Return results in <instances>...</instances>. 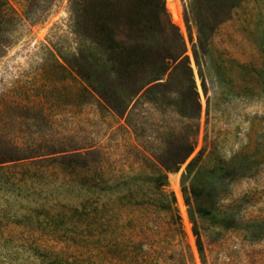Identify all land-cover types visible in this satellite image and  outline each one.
<instances>
[{
  "label": "rangeland",
  "instance_id": "1",
  "mask_svg": "<svg viewBox=\"0 0 264 264\" xmlns=\"http://www.w3.org/2000/svg\"><path fill=\"white\" fill-rule=\"evenodd\" d=\"M164 9L184 38L196 95L183 67L114 113L93 92L114 58L108 48L126 45L158 63L175 42L161 25ZM192 142V157L169 180L193 264H264V0H0V162L13 149L56 157L89 148L117 178L140 155L171 167ZM49 163L51 187L62 185V163ZM22 171L0 172L8 181L0 183V264H47L32 244L74 264H107L82 245L32 240L30 191L13 183ZM182 184L208 198L212 216L194 215ZM56 197L79 204L61 188Z\"/></svg>",
  "mask_w": 264,
  "mask_h": 264
},
{
  "label": "trees",
  "instance_id": "2",
  "mask_svg": "<svg viewBox=\"0 0 264 264\" xmlns=\"http://www.w3.org/2000/svg\"><path fill=\"white\" fill-rule=\"evenodd\" d=\"M164 17L165 25H159L171 29L175 42L174 49L158 63L146 64L145 57L138 50L126 45L108 48L114 58L107 62V75L95 81L93 92L112 112H118L122 99H134L145 89L153 92L166 81L165 78L183 67L196 95L184 38L171 22L166 9ZM195 148L193 142L189 143L183 157L171 167L140 155L139 163L125 164L117 178L105 176L104 165L98 160L100 152L96 149L80 148L56 157L41 155L38 149L24 150L36 154L24 157L13 149L0 162V172L24 169L13 183L20 188L19 183H22L30 191L27 219L29 230L33 232L31 238L36 242L54 240L55 243L82 245L94 259L105 260L107 264H193V251L169 174L179 171L192 157ZM198 161L199 158L194 157L187 163L182 178ZM49 162L56 166L57 162L62 163V185L51 187L48 178L53 174ZM7 182L0 179L2 184ZM60 188L79 200L78 206L64 203L57 197L51 201L50 196ZM181 191L195 216L206 218L213 215L207 206L208 198L194 187L182 184ZM193 226L198 250L202 253L203 244L196 221ZM38 235L42 239H38ZM30 249L44 257L47 264L75 263L56 248L45 252L32 244ZM169 252H172L170 257Z\"/></svg>",
  "mask_w": 264,
  "mask_h": 264
}]
</instances>
